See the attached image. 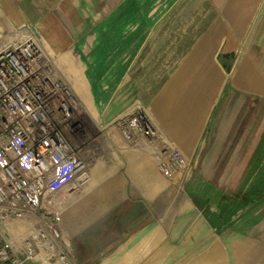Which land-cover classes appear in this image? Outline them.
<instances>
[{
    "label": "crops",
    "instance_id": "obj_1",
    "mask_svg": "<svg viewBox=\"0 0 264 264\" xmlns=\"http://www.w3.org/2000/svg\"><path fill=\"white\" fill-rule=\"evenodd\" d=\"M187 1L202 10L196 16L207 20L195 40L184 47L183 39L143 41L141 33L145 27L140 24L114 26L107 24L106 19L96 26L92 24L87 31L97 34L94 41L80 40L68 47L74 51L64 52L69 73L75 72L77 58L82 59L85 43L92 52L101 49L99 55L115 58L123 66L109 74L86 72L88 86H76L94 120H83L89 138L81 150L86 164L84 174L70 179L57 195L60 228L72 264H158L168 259L173 264V257H178L179 263L189 244L196 248L211 234L205 209L195 205L188 190L183 194L178 183L185 179L188 189L199 178L193 188L200 199L204 198L207 187H217L216 181L205 177L238 175L234 173L236 162L240 161L238 153L244 154L243 160L251 142L248 131L264 129V0ZM77 9L79 14L70 16L74 18L72 24L78 32H84L88 25L84 26L85 21H92L80 7ZM159 9L147 17L158 22L167 16L168 12ZM120 16H124V11L119 7L110 15ZM45 23L40 22L41 28ZM103 34H107V39ZM66 45L64 40L55 46L65 50ZM178 46L187 51L177 57L164 54L154 59V65L159 67L148 73L145 89L141 83L145 77L129 72L131 63L139 61L144 50ZM231 52L234 60L226 70L218 54ZM70 77L77 79L72 74ZM91 81L101 83L97 86ZM95 95L102 97L100 106L91 98ZM138 103L151 124L164 134V141L142 134L133 141L123 137L115 122L130 115ZM262 139L259 144H264ZM171 147L181 150L192 166L173 179L164 176L158 165L159 158ZM209 208L212 213L217 210L216 205ZM0 225L4 228L0 252L5 242L9 243L5 257H0L4 264H63L49 257L39 243L34 258L27 256L28 240L39 225H44L40 212L30 211L17 217L0 206ZM204 257L206 264H223L217 246Z\"/></svg>",
    "mask_w": 264,
    "mask_h": 264
},
{
    "label": "rangeland",
    "instance_id": "obj_2",
    "mask_svg": "<svg viewBox=\"0 0 264 264\" xmlns=\"http://www.w3.org/2000/svg\"><path fill=\"white\" fill-rule=\"evenodd\" d=\"M120 2L121 0H0V48L7 44L26 40H32L39 47L45 65L49 69L50 77L66 84L77 100V109L74 114L76 132L74 135L75 138L73 136L71 138H73L82 149L89 139L86 135L83 120L88 118L89 120L94 119L91 117L86 107V102L77 94L76 86L83 89L88 86L86 72L90 75H100L106 72L109 74L114 73L118 68H123V66H119V60L115 58L110 59L99 55L101 49L92 52L90 45L85 43L86 45L82 46L81 49L82 59L77 58L79 54L75 51L74 55L77 58V68L75 67V72L69 73V61L67 57L63 58L64 52L68 50L74 51V49L68 47L75 46L80 40L85 42L94 41L97 34H95V36L89 34L87 31L92 29V24L96 26L101 23L102 20L106 19H108L107 24L114 26L117 24H140L142 27H145L141 33V39L143 41H154L158 39L180 41L183 39L184 42L182 47H184L195 40V37H197L196 35H198V30L201 31L200 29L205 25L207 20V18L196 16L201 13L202 10L197 7H192V2L187 0H182L180 2L173 0H141L140 2L124 0L123 3ZM76 7H80L82 14H84L88 20L91 18L92 21H85L84 26L86 24L88 25L84 32H78L72 24V19L74 20L73 17H75L74 12L77 15L79 14ZM117 7L124 11V16H120L119 18L110 17L111 13L114 12ZM158 8H160L159 12L168 13L167 16L160 17L158 22H154V20L147 17V14L154 12V10ZM62 13L65 14L64 18L62 17ZM94 14L97 16L93 17ZM75 20H77V18H75ZM41 21L46 22L44 26L49 30H46L45 27L41 28ZM198 24L200 26H198ZM201 24H203L202 27ZM163 30L169 31V33L165 34ZM103 35L106 36L105 39H107V34ZM61 38L63 40H60ZM64 40L67 42L65 50H61L55 46L56 43L59 44ZM105 51L107 52V50ZM186 51V49L179 48V46L176 48L168 47L165 50L146 49L141 54L139 61L136 60L134 63H131L132 65L129 72L135 76L141 75L145 77L146 81L141 82L144 84L145 89V85L149 84L148 73L153 72L159 67L158 65H154L155 58H159V56L164 54L177 57L184 54ZM221 55L223 58L227 55L231 58L229 68H226L222 62L220 58ZM218 56L224 68L229 70L234 60V52L220 53ZM151 61L153 62L150 63ZM93 70H96V73H91ZM71 74L77 79L73 80V78L70 77ZM115 74H117V72ZM156 81L158 84L161 83L160 80ZM152 82L153 81H150V83ZM90 83L99 86L101 82L91 81ZM130 84H132V82H130ZM91 98L93 100L95 99L97 105L100 106L102 97H96L95 95ZM106 99L110 100L111 98ZM138 110L143 111L140 103L136 104L130 114ZM143 112L147 114L145 111ZM118 121L119 119L116 120L115 123L119 126ZM155 130L156 133L152 139L164 141V134L156 128ZM248 132V141L251 142L248 143V153L243 160L241 157L244 154L241 152L238 153L240 161L236 162L237 169L234 171V173L237 172L238 175L205 177V179L209 181H216L217 187L212 190H209L207 187L205 197L202 199L195 194L196 191L193 188V186L199 183V178H195L193 184H191L190 187L188 186V189L187 186H184L186 184L185 179L178 183L177 188L180 189L181 192L184 191L183 194L188 190L187 193L193 199L196 206H198L199 200L205 201L210 198L208 205L203 203V208L200 206L198 207L205 209L206 226L209 228L208 232L211 234V237H206L204 242L201 244L198 243L196 248L193 247V244H189V246L184 249L186 254L180 258L181 261L177 263L178 257H173V264H194L195 262L198 264H206L204 262V256L216 246L221 250L223 264H264V144H259V141L261 142L263 140L262 137L264 138L262 135L264 134V129L253 128ZM242 148L243 146H241V149ZM247 158L248 160H246ZM231 164H233V162H231ZM241 166L246 169H240L243 168ZM191 167L187 159V165L181 168L179 172ZM220 195H227L228 197L235 198L234 201L232 200L233 198H227L226 202H224L219 197ZM219 200H221V203L224 202L222 204L225 205L221 212L218 207ZM210 205L217 206L215 213L210 211ZM35 218L37 219L38 217ZM39 226L42 227L41 225ZM3 229V226L0 225V237L4 234ZM238 245H241V247H238ZM195 253L199 255L194 256ZM68 254H70V251ZM69 257L70 264H72L71 255ZM0 264L4 263L0 260ZM158 264H169V259L166 260V262L162 260V263L159 262Z\"/></svg>",
    "mask_w": 264,
    "mask_h": 264
},
{
    "label": "built area",
    "instance_id": "obj_3",
    "mask_svg": "<svg viewBox=\"0 0 264 264\" xmlns=\"http://www.w3.org/2000/svg\"><path fill=\"white\" fill-rule=\"evenodd\" d=\"M77 100L66 84L50 77L39 47L32 41L0 48V206L17 217L30 211L43 216V226L27 242L28 258L36 243L49 257L70 264L60 228L59 190L86 169L82 147L73 139ZM123 137L152 138L156 130L143 111L118 121ZM75 138V137H74ZM164 176L174 178L187 165L181 150L169 148L159 158ZM5 242L0 257H5Z\"/></svg>",
    "mask_w": 264,
    "mask_h": 264
},
{
    "label": "trees",
    "instance_id": "obj_4",
    "mask_svg": "<svg viewBox=\"0 0 264 264\" xmlns=\"http://www.w3.org/2000/svg\"><path fill=\"white\" fill-rule=\"evenodd\" d=\"M221 60H222V62L224 63V65L226 66V68H229L230 67V60H231V58L227 55V56H224V58L222 57V55H221ZM220 198H221V200L222 201H224V202H226V200H227V198H233V197H228L227 195H220L219 196ZM218 197V198H219ZM218 198H217V200H218ZM235 198V197H234ZM234 198L232 199L233 201H234ZM221 200H219L218 201V207L220 208V212L221 211H223V209L222 208H224L225 207V205H223L222 203H224V202H222L221 203ZM233 201H231V202H233ZM210 202V198L209 199H207V200H203V201H198V206H200V207H202L203 208V206H204V204L203 203H205V204H207L208 205V203ZM219 212V213H220Z\"/></svg>",
    "mask_w": 264,
    "mask_h": 264
}]
</instances>
